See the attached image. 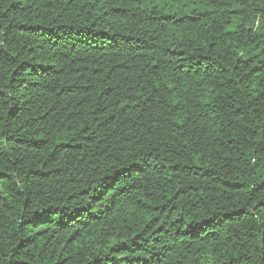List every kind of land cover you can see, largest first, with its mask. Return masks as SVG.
Wrapping results in <instances>:
<instances>
[{
    "label": "trees",
    "instance_id": "1",
    "mask_svg": "<svg viewBox=\"0 0 264 264\" xmlns=\"http://www.w3.org/2000/svg\"><path fill=\"white\" fill-rule=\"evenodd\" d=\"M0 264H264V0H0Z\"/></svg>",
    "mask_w": 264,
    "mask_h": 264
}]
</instances>
